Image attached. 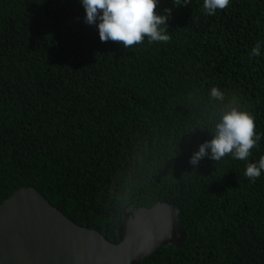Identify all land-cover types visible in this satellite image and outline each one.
I'll use <instances>...</instances> for the list:
<instances>
[{"label":"trees","instance_id":"1","mask_svg":"<svg viewBox=\"0 0 264 264\" xmlns=\"http://www.w3.org/2000/svg\"><path fill=\"white\" fill-rule=\"evenodd\" d=\"M159 0L168 43L101 42L80 0H0V206L32 187L76 224L118 243L125 213L181 210L188 238L141 264H264V0ZM261 42V55L251 49ZM255 118L247 160L190 157L223 110Z\"/></svg>","mask_w":264,"mask_h":264},{"label":"water","instance_id":"2","mask_svg":"<svg viewBox=\"0 0 264 264\" xmlns=\"http://www.w3.org/2000/svg\"><path fill=\"white\" fill-rule=\"evenodd\" d=\"M181 213L161 202L135 208L113 243L76 224L37 189L21 188L0 206V264H141L162 247L185 245Z\"/></svg>","mask_w":264,"mask_h":264},{"label":"clouds","instance_id":"3","mask_svg":"<svg viewBox=\"0 0 264 264\" xmlns=\"http://www.w3.org/2000/svg\"><path fill=\"white\" fill-rule=\"evenodd\" d=\"M80 3L85 11L84 22L96 26L101 42L112 41L128 49L143 43L145 38L149 43H168L171 39L167 29L171 9H165L167 15L158 14L159 0H80ZM189 3L191 0H184L182 5ZM229 3L230 0H203V10L207 15H215L218 9L224 10ZM261 46L258 41L251 49L250 56H260ZM210 98L220 101L223 110L215 123L212 139L202 143L190 157L189 163L193 169L205 157L216 162L229 155L238 160H247L261 139V135L256 133L255 118L250 112L241 110L235 98L224 104L225 94L218 87L211 88ZM262 171L264 156L257 163L247 164L245 176L255 182Z\"/></svg>","mask_w":264,"mask_h":264}]
</instances>
